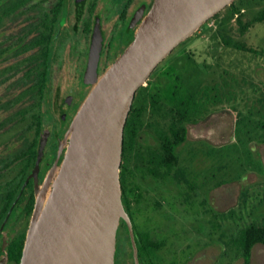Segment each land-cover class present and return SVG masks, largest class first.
I'll use <instances>...</instances> for the list:
<instances>
[{"label":"rangeland","instance_id":"1","mask_svg":"<svg viewBox=\"0 0 264 264\" xmlns=\"http://www.w3.org/2000/svg\"><path fill=\"white\" fill-rule=\"evenodd\" d=\"M234 4L238 12L226 23L221 22L230 14L227 7L179 44L143 85L146 91H159L167 105L189 91L197 90L201 96L206 87L210 89L206 111L186 124V140L179 147L180 163L194 173L193 196L185 197L184 186L172 180L140 174L133 178L142 199L130 209L134 227L139 235L148 233L161 243L155 264H245L226 243L245 225H264V142L258 140L264 138V21L245 32L238 23V19L250 22L264 10V2L234 0ZM222 34L254 51L225 46ZM61 87L65 93L66 86ZM239 113L250 119V139L235 136ZM145 119L139 143L152 147L154 128L167 126L169 119L150 112ZM128 244L126 228H121L120 264H132ZM247 264H264V245L253 246Z\"/></svg>","mask_w":264,"mask_h":264},{"label":"water","instance_id":"2","mask_svg":"<svg viewBox=\"0 0 264 264\" xmlns=\"http://www.w3.org/2000/svg\"><path fill=\"white\" fill-rule=\"evenodd\" d=\"M234 0H152L132 16L120 51L98 69L95 23L79 85L67 87L55 159L36 187V204L19 264H115L123 221L138 261L133 223L122 199L123 130L135 92L179 44ZM117 42V41H116ZM79 86V88L77 87ZM44 141L33 174L37 177Z\"/></svg>","mask_w":264,"mask_h":264},{"label":"flooded vegetation","instance_id":"3","mask_svg":"<svg viewBox=\"0 0 264 264\" xmlns=\"http://www.w3.org/2000/svg\"><path fill=\"white\" fill-rule=\"evenodd\" d=\"M151 2L0 0V264H19L36 187L55 159L63 128L67 99L61 85L80 84L95 23L102 37L100 70L108 55L120 51L118 39L132 16L138 11L144 15ZM127 212L133 223L131 211ZM123 224L120 221L118 234ZM133 229L139 263L155 264V253L142 249L134 223ZM128 247L133 264L130 243ZM117 257L118 252L115 264H120Z\"/></svg>","mask_w":264,"mask_h":264},{"label":"trees","instance_id":"4","mask_svg":"<svg viewBox=\"0 0 264 264\" xmlns=\"http://www.w3.org/2000/svg\"><path fill=\"white\" fill-rule=\"evenodd\" d=\"M264 2V0H259ZM226 8V7H225ZM230 14L221 23H226L238 8L234 2L227 6ZM219 13L214 15V18ZM264 21V10L261 11L250 22L242 24L238 19L240 30L245 32L253 23ZM225 46L233 47L243 51L253 52L244 43L232 40L225 34L221 35ZM210 89L205 88L199 96L197 90L189 91L183 98L177 97L172 105H167L159 91H146L141 86L136 92L128 113L123 130L122 158L120 164V183L122 189V199L128 210L132 205L137 206L141 202L139 186L134 182L136 174L141 177L150 176L154 180L166 182L175 181L178 185L184 186L185 197L190 198L197 189L194 184V173L189 167L180 163L179 147L186 140V124L196 121L207 109ZM150 112L153 116L168 117L169 123L165 127L154 128L156 144L152 147H143L139 143L142 129L146 125L145 114ZM246 115L239 113L235 120V136L250 139L251 131L247 130L250 119ZM148 124V123H147ZM147 126H151L148 124ZM264 126V125H263ZM262 126V127H263ZM152 127V126H151ZM264 142V138L258 139ZM213 186H218L222 182H209ZM199 187V186H198ZM124 228L125 225L123 224ZM142 249H148L155 253L161 247V243L153 240L150 235H139ZM264 245V225L250 223L238 229L237 233L228 240L226 245L233 247L232 252L240 256L247 264L250 260L251 251L254 245Z\"/></svg>","mask_w":264,"mask_h":264}]
</instances>
